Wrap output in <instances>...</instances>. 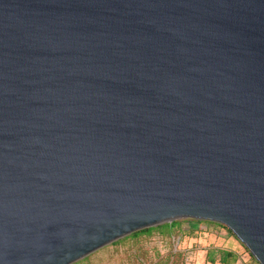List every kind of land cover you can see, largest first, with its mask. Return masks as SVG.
<instances>
[{
    "label": "water",
    "instance_id": "1",
    "mask_svg": "<svg viewBox=\"0 0 264 264\" xmlns=\"http://www.w3.org/2000/svg\"><path fill=\"white\" fill-rule=\"evenodd\" d=\"M181 219L264 264V0H0V264Z\"/></svg>",
    "mask_w": 264,
    "mask_h": 264
},
{
    "label": "rangeland",
    "instance_id": "2",
    "mask_svg": "<svg viewBox=\"0 0 264 264\" xmlns=\"http://www.w3.org/2000/svg\"><path fill=\"white\" fill-rule=\"evenodd\" d=\"M179 221L171 235L158 231L137 238L127 235L73 264H180L179 258L171 255L178 250L187 253V264H210L206 262V253L212 249L232 250L238 256L235 264H258L235 234L224 226L207 221L200 224L188 219ZM196 224L198 229L194 227Z\"/></svg>",
    "mask_w": 264,
    "mask_h": 264
},
{
    "label": "trees",
    "instance_id": "3",
    "mask_svg": "<svg viewBox=\"0 0 264 264\" xmlns=\"http://www.w3.org/2000/svg\"><path fill=\"white\" fill-rule=\"evenodd\" d=\"M188 220H191L193 223H195V220L193 219H188ZM180 223L181 221L174 220L171 223H163L158 226L144 228L142 230L130 234L128 237L137 238L141 235L150 236L154 231H158L159 233L162 234L171 235L172 231L176 227H178ZM222 226H224L226 229H229L225 225ZM119 241L121 240H117L114 243H117ZM171 255H174L175 257L179 258L180 264H187L186 261L187 253H183L182 251L178 250L177 253H171ZM237 260H238V256L232 250H228V249H219V250L212 249V250H208L206 253V262L210 264H235Z\"/></svg>",
    "mask_w": 264,
    "mask_h": 264
},
{
    "label": "built area",
    "instance_id": "4",
    "mask_svg": "<svg viewBox=\"0 0 264 264\" xmlns=\"http://www.w3.org/2000/svg\"><path fill=\"white\" fill-rule=\"evenodd\" d=\"M195 223H199V224H200L201 221L199 222L198 220H195ZM199 224H198V225L196 224V226H194V227H195L196 229H198V228H199ZM187 259H188V258H186V261H187Z\"/></svg>",
    "mask_w": 264,
    "mask_h": 264
}]
</instances>
